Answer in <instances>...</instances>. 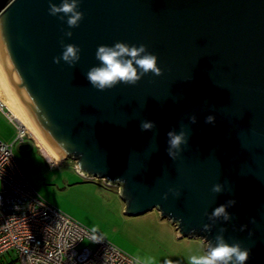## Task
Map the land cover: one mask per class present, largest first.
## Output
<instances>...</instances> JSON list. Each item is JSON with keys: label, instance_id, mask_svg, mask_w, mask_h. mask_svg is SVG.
<instances>
[{"label": "water", "instance_id": "obj_1", "mask_svg": "<svg viewBox=\"0 0 264 264\" xmlns=\"http://www.w3.org/2000/svg\"><path fill=\"white\" fill-rule=\"evenodd\" d=\"M48 8L0 0L1 76L33 130L82 175L116 184L126 214L156 209L206 247L225 227L229 244L251 250L246 264H264V0H81L74 29ZM62 40L82 49L75 67L53 63ZM117 41L147 45L162 75L93 88L85 74L97 46ZM144 121L155 129L142 131ZM181 126L188 144L174 161L167 133ZM229 200L233 219L203 231L205 213Z\"/></svg>", "mask_w": 264, "mask_h": 264}, {"label": "rangeland", "instance_id": "obj_2", "mask_svg": "<svg viewBox=\"0 0 264 264\" xmlns=\"http://www.w3.org/2000/svg\"><path fill=\"white\" fill-rule=\"evenodd\" d=\"M0 109V140L16 137L13 119ZM27 140L15 141L13 155L38 196L121 250L133 256L137 264H188V257L202 255L206 249L200 238L177 236L175 225L156 210L129 215L119 195V187L106 185L103 179L85 178L75 168V161L60 157L58 166H50L36 139L26 129ZM84 238L81 245L88 243ZM3 264H19L11 254L0 258ZM1 264V263H0Z\"/></svg>", "mask_w": 264, "mask_h": 264}, {"label": "built area", "instance_id": "obj_3", "mask_svg": "<svg viewBox=\"0 0 264 264\" xmlns=\"http://www.w3.org/2000/svg\"><path fill=\"white\" fill-rule=\"evenodd\" d=\"M9 117L16 137L12 142L0 140V258L11 253L19 264H137L133 256L37 195L13 155L15 141L23 144L27 131ZM47 160L50 166L60 164L54 157ZM84 238L89 242L81 245Z\"/></svg>", "mask_w": 264, "mask_h": 264}, {"label": "clouds", "instance_id": "obj_4", "mask_svg": "<svg viewBox=\"0 0 264 264\" xmlns=\"http://www.w3.org/2000/svg\"><path fill=\"white\" fill-rule=\"evenodd\" d=\"M48 13L51 16L58 17L59 20L67 24L68 29L78 28L84 19V13L80 10L81 0H60L59 4L48 0ZM66 18V20H65ZM3 23L0 22V29ZM64 36L71 38L73 32L71 30L64 31ZM62 52L59 56L53 57V63L60 64L61 61L75 67L81 59L80 46L73 43H64L61 41ZM95 58L99 61L97 66L91 67L85 74L90 85L98 91H105L116 87L118 84L136 85L143 76L149 73L154 76L162 75V69L158 66V56L148 50L145 44H128L126 42L117 41L113 45L101 44L97 46ZM191 123H196L195 115L189 117ZM206 123H214L215 117L209 115L205 118ZM155 129V123L152 121H144L141 123L142 131H152ZM166 149L169 157L174 161L184 151L182 146L188 144V132L181 130L179 133L175 129L167 133ZM212 192L219 194L224 191V186L216 183L212 186ZM179 197V193H174ZM168 198V194H164V199ZM236 204L235 200H229L226 204L220 205L209 213H205L211 223H205L202 230L211 232L216 222L222 220L227 223L233 217L227 212L228 207ZM250 223L255 224V217L250 218ZM247 225H242L240 231H244ZM227 231L225 227H220L218 234L215 236V243L206 240L207 247L202 255H192L188 257V264H246L250 257V249L242 247L239 241L229 244L224 237ZM253 233L249 232V236ZM165 264H173L171 261H165Z\"/></svg>", "mask_w": 264, "mask_h": 264}, {"label": "bare ground", "instance_id": "obj_5", "mask_svg": "<svg viewBox=\"0 0 264 264\" xmlns=\"http://www.w3.org/2000/svg\"><path fill=\"white\" fill-rule=\"evenodd\" d=\"M0 102L8 109L12 118H14L25 130L27 129L36 139L38 146L43 153L48 157H54L59 161L60 156L57 155L49 145L33 130L27 121V118L22 113L14 99L12 98L7 86L5 85L0 72Z\"/></svg>", "mask_w": 264, "mask_h": 264}, {"label": "trees", "instance_id": "obj_6", "mask_svg": "<svg viewBox=\"0 0 264 264\" xmlns=\"http://www.w3.org/2000/svg\"><path fill=\"white\" fill-rule=\"evenodd\" d=\"M0 263H1V264H3V262H2V261H1Z\"/></svg>", "mask_w": 264, "mask_h": 264}]
</instances>
